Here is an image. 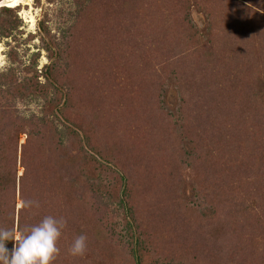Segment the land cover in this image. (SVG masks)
Here are the masks:
<instances>
[{
  "label": "rangeland",
  "instance_id": "obj_1",
  "mask_svg": "<svg viewBox=\"0 0 264 264\" xmlns=\"http://www.w3.org/2000/svg\"><path fill=\"white\" fill-rule=\"evenodd\" d=\"M7 6L0 145L92 158L64 264H264V0Z\"/></svg>",
  "mask_w": 264,
  "mask_h": 264
},
{
  "label": "trees",
  "instance_id": "obj_2",
  "mask_svg": "<svg viewBox=\"0 0 264 264\" xmlns=\"http://www.w3.org/2000/svg\"><path fill=\"white\" fill-rule=\"evenodd\" d=\"M1 10L8 12L10 8L3 7ZM211 54V58L216 57V55L213 56L214 50ZM59 113L60 117H57V121H66L61 109H59ZM40 122L42 125H49L50 128H53L52 124H48L47 118ZM19 134L15 131L17 141H15L13 149L9 150L5 145H0V227L17 228L27 233L28 229L47 216L65 218L67 226L62 229L61 237L57 242L60 252L52 264L67 263L66 259H69V249L74 239L73 230L76 231L74 218L77 209L80 214L86 203L87 188L83 191V187L89 184L86 176L88 171L90 172L92 159L90 151L82 148L79 160L74 156H69L65 149L67 143L64 144L60 140L62 134H59L55 138L57 139L56 148L49 150L48 153L45 150L48 132L30 131L24 133L22 131L21 134L26 137L22 145L18 144ZM52 134H56V131H52ZM7 136L10 137V134L7 133ZM83 136V138H87L85 135ZM2 144L4 143L2 142ZM75 166L81 168L80 171L78 170L79 180L77 182L73 180L74 176L70 172L71 167L76 168ZM20 168L23 170L21 176L18 175ZM80 193L82 195L79 197ZM17 200L20 202L21 200L38 201L39 208L20 207L17 209ZM83 232L84 230L79 231V233ZM13 246L14 242L12 241L6 244L9 252Z\"/></svg>",
  "mask_w": 264,
  "mask_h": 264
},
{
  "label": "clouds",
  "instance_id": "obj_3",
  "mask_svg": "<svg viewBox=\"0 0 264 264\" xmlns=\"http://www.w3.org/2000/svg\"><path fill=\"white\" fill-rule=\"evenodd\" d=\"M20 205L26 209L39 208V202L34 200H21ZM66 226L65 218L47 216L27 233L0 227V264H52L59 255L57 242ZM9 241L14 242L11 252L6 247ZM86 250L87 237L81 234L73 241L69 253L74 257L83 256Z\"/></svg>",
  "mask_w": 264,
  "mask_h": 264
},
{
  "label": "water",
  "instance_id": "obj_4",
  "mask_svg": "<svg viewBox=\"0 0 264 264\" xmlns=\"http://www.w3.org/2000/svg\"><path fill=\"white\" fill-rule=\"evenodd\" d=\"M9 1L10 0H5L4 2H2V3H0V8H9L8 6H7V4H9Z\"/></svg>",
  "mask_w": 264,
  "mask_h": 264
},
{
  "label": "bare ground",
  "instance_id": "obj_5",
  "mask_svg": "<svg viewBox=\"0 0 264 264\" xmlns=\"http://www.w3.org/2000/svg\"><path fill=\"white\" fill-rule=\"evenodd\" d=\"M21 0H11V3L13 4V5H16L18 2H20Z\"/></svg>",
  "mask_w": 264,
  "mask_h": 264
}]
</instances>
